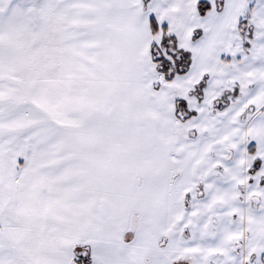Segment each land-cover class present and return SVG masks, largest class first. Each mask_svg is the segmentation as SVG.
Listing matches in <instances>:
<instances>
[{"label": "snow or ice", "instance_id": "obj_1", "mask_svg": "<svg viewBox=\"0 0 264 264\" xmlns=\"http://www.w3.org/2000/svg\"><path fill=\"white\" fill-rule=\"evenodd\" d=\"M0 264H264V0H0Z\"/></svg>", "mask_w": 264, "mask_h": 264}]
</instances>
